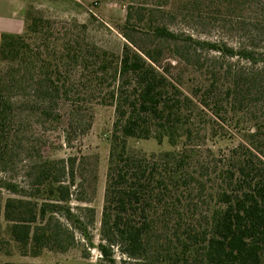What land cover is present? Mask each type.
<instances>
[{"label":"trees","instance_id":"obj_1","mask_svg":"<svg viewBox=\"0 0 264 264\" xmlns=\"http://www.w3.org/2000/svg\"><path fill=\"white\" fill-rule=\"evenodd\" d=\"M27 16L24 32L0 43V61L12 63L0 76V249L11 241L37 256L82 243V257L95 249L101 264H264V46L235 49L149 22V43L124 33L115 55L71 37L43 44L53 23ZM94 99L115 112L98 243L94 209L71 208L76 159L45 156L36 138L63 103L64 141L84 135L82 106ZM247 104L253 131L208 148L231 136L220 124L239 125ZM128 139L173 150L146 155Z\"/></svg>","mask_w":264,"mask_h":264},{"label":"rangeland","instance_id":"obj_2","mask_svg":"<svg viewBox=\"0 0 264 264\" xmlns=\"http://www.w3.org/2000/svg\"><path fill=\"white\" fill-rule=\"evenodd\" d=\"M130 10V23L134 32H128L124 27ZM263 11L264 0H86L65 4L49 0L31 6L27 17L53 23V31H57L55 37H47L51 32L46 29L40 33L46 35L43 44L48 45H52L57 38L67 40V37H71L86 40L107 52L120 55L123 45L127 43L124 33L131 34L139 45L150 42L144 30H147V23L152 22L166 25L175 32L185 31L196 38L223 42L235 49L247 46L260 52L264 46ZM139 14L142 15L140 20ZM237 61L234 59L231 62ZM11 65L9 61H0V76L6 75ZM82 109L87 110L84 114L90 126L84 135L74 137L70 144L64 141L69 119V106L66 103L57 109L60 118L39 127L37 132L40 137L36 138L40 142L45 140V144L40 143L45 156L76 159L71 208L74 211L76 207L94 209V224L89 230L94 242L98 243L115 112L113 107L99 104L96 99L83 105ZM254 111L252 105L247 104L238 117L239 125H235L234 121H230L231 127L220 124L231 136L219 139L216 143L208 139L207 147L218 152L242 142V136L255 128ZM210 131L209 126L208 136ZM127 145L132 151L146 155L173 150L166 140L159 144L154 139H128ZM82 245L80 243L66 253L43 250L39 255L32 256L29 253L24 255L10 241L0 249V264H101L95 249L90 250L87 259L83 258ZM116 260L117 264H129L121 263L118 257Z\"/></svg>","mask_w":264,"mask_h":264},{"label":"crops","instance_id":"obj_3","mask_svg":"<svg viewBox=\"0 0 264 264\" xmlns=\"http://www.w3.org/2000/svg\"><path fill=\"white\" fill-rule=\"evenodd\" d=\"M49 0H0V43L3 34L21 35L25 29L26 14L31 6ZM55 3H82L86 0H51Z\"/></svg>","mask_w":264,"mask_h":264}]
</instances>
